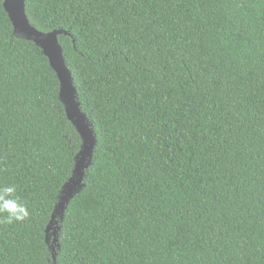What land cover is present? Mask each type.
I'll use <instances>...</instances> for the list:
<instances>
[{
    "label": "trees",
    "instance_id": "16d2710c",
    "mask_svg": "<svg viewBox=\"0 0 264 264\" xmlns=\"http://www.w3.org/2000/svg\"><path fill=\"white\" fill-rule=\"evenodd\" d=\"M25 2L68 33L96 147L61 219L83 142L0 0V188L29 211L0 214V264H264V0Z\"/></svg>",
    "mask_w": 264,
    "mask_h": 264
},
{
    "label": "water",
    "instance_id": "95a60500",
    "mask_svg": "<svg viewBox=\"0 0 264 264\" xmlns=\"http://www.w3.org/2000/svg\"><path fill=\"white\" fill-rule=\"evenodd\" d=\"M3 2L4 8L12 22L15 37L35 43L49 59L50 65L60 81V98L64 104L67 117L77 129L83 142L76 157L73 176L64 186L61 200L55 210V214L60 215L62 219L70 201L83 189L86 171L93 162L96 147L95 132L87 115L81 110L73 77L67 67L64 51L59 42V36L67 35L68 33L63 30H55L49 33L37 30L29 21L25 0H3ZM52 225H55L54 221L51 222V227L48 228V231L52 229ZM58 230L59 228L57 227L56 231ZM56 233L53 232L52 234L54 243L57 242Z\"/></svg>",
    "mask_w": 264,
    "mask_h": 264
},
{
    "label": "clouds",
    "instance_id": "9594fccd",
    "mask_svg": "<svg viewBox=\"0 0 264 264\" xmlns=\"http://www.w3.org/2000/svg\"><path fill=\"white\" fill-rule=\"evenodd\" d=\"M15 186H4L0 188V214L7 213L6 222L23 221L29 216L28 208L21 203L15 195Z\"/></svg>",
    "mask_w": 264,
    "mask_h": 264
}]
</instances>
